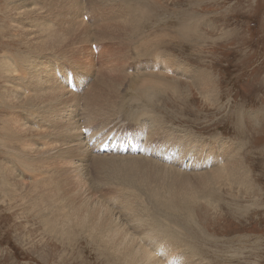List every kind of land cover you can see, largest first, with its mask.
Listing matches in <instances>:
<instances>
[{
  "label": "rangeland",
  "instance_id": "374dc122",
  "mask_svg": "<svg viewBox=\"0 0 264 264\" xmlns=\"http://www.w3.org/2000/svg\"><path fill=\"white\" fill-rule=\"evenodd\" d=\"M69 1L55 0V4L54 0H28V4H31L32 7L28 5L25 13L15 14L13 11L17 9L10 10V7H8L13 0H0V264H122L118 261L115 263L109 256H104L105 253L101 254L98 250L97 241H92L91 238L85 235L86 233L84 234L76 226L75 222H68L63 217L66 213L62 210V204H65L66 209L69 210L71 207V204H67L69 201L75 206H80L86 200L90 204H96L95 206L109 205L108 207L110 208L111 205V209L112 207L114 209H112L114 214H117L115 217L117 216L119 223L122 222L123 225L127 223L124 227L128 228L129 231H134L133 235L139 236V234L142 235L151 230V233H155L156 237L166 242V248L170 245L171 251L174 253L171 255L174 263L177 260L181 261L179 257L195 252L200 258L195 260V264L198 262H201V264H264V0H115L117 2L114 0H81V4L80 2L78 3L81 10V18L87 24L85 25L86 27L89 28L91 26V29L89 28L91 37L89 43H78L81 40L80 38L72 45L81 46L78 50H75V54H72L73 51H70V49H65L66 52L48 51L45 53L37 52V50H34L36 51L34 52L22 42L20 32L24 30H39L37 25L40 17L45 20L43 22L44 26L47 25L49 27L50 25V27L56 29V33L67 31L66 13L61 8H56V6L60 7V5ZM145 1L150 3H145ZM92 3L97 5V10L90 15L89 7L91 8ZM99 4L102 6H98ZM112 6L118 7L114 10L111 9ZM119 8L120 10L126 9V11L123 10V14H131L133 10L141 9L143 14L140 11L135 15L136 19L138 17L143 19L140 20L138 18L140 22L137 24L139 25H136L130 31L131 33L128 31L127 34H119L121 37L117 35L118 37L109 39L108 36L101 33L100 28L105 27L112 14L111 12L113 10L119 11ZM85 12L88 14H84ZM29 15H35L32 18V22L20 21L26 19ZM120 18L122 19V17L118 19ZM145 19H147V22H145ZM26 25L32 27L30 28ZM94 37H96L95 40ZM91 42L92 45H90ZM57 54L58 56H56ZM169 57H172V59ZM179 61L180 63H178ZM88 63L94 65L89 71L79 66ZM165 64L181 65L182 68L185 67L191 71H197L198 69L197 73H209V79L213 82V89L210 91L212 93L208 92L205 94L199 87H196L195 81L198 78L182 68L180 70L175 69L176 71L170 74L158 70L157 72L155 71L158 75H155L156 73L150 71L154 70L155 65ZM33 65H49L53 70L55 67L59 70L62 68L64 69L63 73H66V71L71 72L70 70L72 69L74 72L79 70L81 74L83 73L82 75H86V82L81 83L82 87L76 90L75 86V90H72L79 103L78 107H76L78 108L77 118L82 116L80 102H82L89 89L93 90L95 85L101 84L100 86H102L97 85V88L102 91H98L99 95H105L104 97H106V95L110 96L111 93L115 94L116 104L113 101L104 106H100L97 98H95L99 96L98 94L89 96L92 98L89 107L97 105L100 109V114L95 120L94 127H97L95 125H103L112 121L107 126L118 131L123 127L122 124L125 123L126 126L131 124L129 120L131 118L130 114L136 112L134 108L139 110L138 106L142 103L139 108L147 112L145 113L147 116L144 114L142 116H145L144 118L149 115L155 116L156 118L152 119L158 125L155 122L154 125H160L166 130L169 141H173L172 143L183 142L182 145L184 147H191L192 144V146L195 145L201 150V153L197 155V158H199L197 161H202V156L205 153H211L213 157L218 156V161H215L216 164H209L208 167H205L206 164L204 162L202 167L205 169L191 167L185 169L184 167L181 168L178 163L172 167L173 171L176 169V171L179 170L186 174H190L192 171L200 173L205 170L204 172H207L221 161L220 157L225 154L227 148H232L228 157L232 155L231 158L229 157L232 159L233 156L239 155V160L247 174V185L243 188L236 184L222 185L220 183L215 185L214 191L212 189L211 192H207L206 196H202L204 190L199 189L197 190L199 200L193 204L191 203L189 208L188 206H182V210L179 212V214L182 213V216L179 214L176 216L163 212L160 208L154 211V207L150 202V205L146 204V196H141L142 194L139 196V193L134 188L130 186L131 189L127 185L132 191L130 192L129 188L127 189L126 185L124 186L122 180L116 183L117 179V181H120L121 177L119 178L118 174L121 170L119 168L123 166L121 163L124 161V159L121 160L117 157L119 155H113L114 158H111L112 155L109 153H106V155L91 154L85 156L83 161H74L76 165L79 163L81 166L78 167L80 169H77V171L74 170L76 174L73 171L68 173L67 168L75 166V163L69 161L72 158L73 154L70 153H73V150L70 149V152L67 150L71 147L64 142L65 136L63 137L62 133L61 135L57 133L61 132L59 131L61 126L57 122H53L50 116L52 113L51 109L54 108L55 110L59 102L50 100L42 103V101L37 100L31 105H26V107H17L10 104L12 98L5 99V96L3 97V86L5 84L8 86L6 82L8 77L15 78L19 76L15 80L16 84L13 85L22 89L23 97L30 99L38 92L37 87L35 92V88L29 81V69L30 71L33 70ZM189 67L192 69H189ZM101 71L103 72L102 74ZM15 72L18 73L14 74ZM112 72L113 74H111ZM23 73H26V75H23ZM120 73L122 74L120 75ZM150 73H153L152 76H158L156 79L153 77L154 80L160 78L164 79L162 80L163 82L158 83L161 81L160 79L152 81ZM103 74H106L105 78ZM115 74L119 77L126 75V79L118 77L117 85L119 86L115 90L111 88L110 91L108 90L109 88L103 87L102 83L105 84L106 78H117ZM64 76L71 78V73L69 75L64 74ZM146 78H149L148 80L153 83L151 84V81L148 83ZM96 81L99 83H96ZM141 81H147L146 86H156L157 83L158 86L160 85L159 87L162 90L154 86L157 90L154 92L156 97L152 99L153 102L148 100L146 101L147 104H145L143 97H137L139 91L144 88L142 86L143 83L141 85L137 84ZM72 82L75 83L74 78ZM165 82L166 85H164ZM170 82L177 89L179 88L178 91L165 87ZM137 85L142 86V89ZM9 86L11 87L12 85L9 84ZM108 86L109 84L106 83V87ZM136 88H139V90L135 91ZM209 93L212 95L210 96ZM132 95H134V99H131ZM133 101H139V105ZM149 103L150 105H148ZM110 104L113 106H110ZM36 108L40 111L36 110ZM131 108H133V111H131ZM147 110H150V113ZM151 110L155 111L154 115ZM11 116H16L20 119L28 127L29 132L26 133L21 130L20 133L15 132L16 127L10 126L7 122ZM142 116L141 119H144ZM151 116L149 117L151 118ZM161 120H164V123ZM57 126H60L59 130ZM55 129L58 131L55 132ZM171 133L182 137V142L180 139L172 137ZM162 138L157 134L152 143L149 144L148 139L146 143L149 145L160 144L164 141H162ZM30 140V143H35L36 141L41 143L43 141L41 143L44 145L43 148L50 152L48 156H54L52 160L50 158L45 159L46 162L51 161L49 165L43 162L45 160L36 155V153L30 154L26 145ZM35 156L39 159L38 161L43 160L41 161L49 170L48 173H42V175L35 177L34 174L42 172L41 170L43 169L42 163L40 165V163L34 162ZM59 156L65 158L62 159ZM105 158H107L106 161ZM147 159L149 160L148 157ZM147 162L152 163L151 160ZM30 164L33 170H36L29 171L28 168H31ZM118 165H121V167L119 166L118 168ZM4 166L12 169L14 177L17 178L14 192L8 188L9 181L7 180ZM41 167L42 169L40 170ZM49 168H51V172ZM47 169L44 170L46 171ZM114 169H117V175L113 171ZM113 173L118 178L114 179L116 176ZM80 174H83V177ZM50 176L52 177L51 181L55 182L52 184L53 188H51L55 193L54 195L58 196V194L62 193L61 195L64 196L60 197V195L57 199L53 192H49L45 195L46 197L41 195L42 190L40 188H44V184L51 178ZM101 177L103 182H101ZM72 178L80 180L82 186L80 184L79 188L81 189L77 188L78 185L72 181ZM20 179L23 180V183ZM111 182L115 185H112ZM133 190L137 192L135 193L139 197ZM70 191L73 195L69 194ZM48 195L52 198H49ZM133 195L137 196L141 201L133 197ZM143 197H145V202H143ZM65 199L66 202L69 201L64 203ZM135 199L139 201V204L142 203L139 205L141 207L136 206L138 202L137 200L135 202ZM134 205L141 210L139 209V211ZM127 209L130 210L127 211ZM184 209L191 210L192 222L187 221L188 213ZM139 212H142L141 215ZM179 234L183 238L181 235L180 238ZM152 239H147L146 242H150L149 245H155L154 247H156L159 239H155L157 243H155L154 239L152 241ZM177 243L181 245L183 252L176 250L175 247L179 245ZM187 250L189 252H186Z\"/></svg>",
  "mask_w": 264,
  "mask_h": 264
},
{
  "label": "bare ground",
  "instance_id": "6f19581e",
  "mask_svg": "<svg viewBox=\"0 0 264 264\" xmlns=\"http://www.w3.org/2000/svg\"><path fill=\"white\" fill-rule=\"evenodd\" d=\"M12 1V0H10ZM31 1V0H30ZM60 1V0H59ZM81 0H70L68 3H63L62 5H60V7L56 6V8H61L62 11H64L66 14V18H67V31L64 32H60V33H56V29L47 26L43 24V22L45 21L44 19H42L40 16V18L38 19V29L39 30H29V31H21V39L22 42L26 45H28L30 47L31 50H37V52H48V51H65V49H70V51H73L72 54H75V50H78L81 46H78L77 44H75V46H72L76 41H78L80 38V42L78 43H89L90 42V37H91V33H90V29L91 26L88 28L85 25V22L82 20L81 18V10L80 7L78 5V3ZM91 1H98V0H91ZM105 1V0H102ZM115 1V0H114ZM118 1V0H117ZM115 1V2H117ZM121 1V0H120ZM125 1V0H124ZM139 1V0H138ZM144 1V0H143ZM6 2V1H5ZM58 2V1H56ZM100 2V1H99ZM98 2V3H99ZM108 2V1H107ZM110 2V1H109ZM149 1H145V3H147ZM153 2V1H151ZM157 2V1H156ZM27 3V4H26ZM40 3V2H39ZM55 3V0H54ZM119 3V2H118ZM128 3V2H127ZM126 3V4H127ZM150 3V2H149ZM56 4V3H55ZM58 4V3H57ZM81 4V2H80ZM111 4L113 5V3L111 2ZM138 4V3H137ZM140 4V3H139ZM28 0H13V2H10V10H14L13 12L15 14H20V13H25L28 7ZM34 5V4H33ZM148 5V4H147ZM31 6V4L29 5ZM98 6H102L101 4H99ZM128 6V5H127ZM144 6V5H143ZM146 6V5H145ZM32 7V6H31ZM109 7V6H107ZM106 7V8H107ZM111 7V6H110ZM118 7V6H112L111 9H114ZM139 7V6H138ZM51 8V7H50ZM34 9V8H33ZM36 9V8H35ZM89 14H93L94 12H96L97 10V5L95 3H92L91 8L89 7ZM117 9V8H116ZM149 9V8H148ZM7 10V9H6ZM30 10V9H29ZM37 10V9H36ZM39 10V9H38ZM42 10V9H41ZM50 10V9H49ZM52 10V8H51ZM108 10V9H107ZM112 11L111 16L109 17L105 27L100 28V31L103 35L108 36V38H115V37H121L119 34L126 33L129 31V33H131L130 31H132L135 26L139 25L137 24L139 21V17L137 15L136 19V13L140 12L142 13V10H133L132 13L128 14H123V10L119 11ZM8 11V10H7ZM32 11V10H31ZM59 11V10H58ZM111 11V10H110ZM126 11V9L124 10ZM145 11V10H144ZM147 11V10H146ZM42 12V11H41ZM52 12V11H51ZM60 12V11H59ZM114 12V13H113ZM131 12V11H130ZM149 12V11H148ZM8 14V12H6ZM9 13H11L9 11ZM55 13V12H54ZM146 13V12H145ZM84 14H88L87 12H85ZM106 14V12H105ZM143 14V13H142ZM150 14V13H148ZM135 15V16H134ZM141 15V14H140ZM146 15V14H145ZM9 16V15H8ZM14 16V15H13ZM16 16V15H15ZM35 15H29L26 19L20 20V21H28V22H32V18ZM84 16V15H83ZM148 16V15H147ZM119 17H122V19H118ZM124 17V18H123ZM13 18V17H12ZM147 18V17H145ZM11 19V18H10ZM14 19V18H13ZM118 19V20H117ZM143 19V18H141ZM140 19V20H141ZM15 21V20H13ZM144 22V20H143ZM145 22H147V19H145ZM22 24V23H21ZM27 26V25H26ZM104 26V25H101ZM146 26V25H145ZM13 27V26H12ZM18 27V26H17ZM30 27V26H27ZM32 27V26H31ZM30 27V28H31ZM48 27V28H47ZM25 28V27H24ZM95 28V27H94ZM12 29V28H11ZM27 29V28H25ZM96 29V28H95ZM99 29V27H98ZM97 29V30H98ZM13 30V29H12ZM11 30V32H12ZM21 30V29H20ZM191 30V29H190ZM63 31V30H62ZM139 31V30H138ZM15 32V30H14ZM18 32V31H17ZM145 32V30H144ZM190 32V31H189ZM140 33V32H139ZM97 34V33H96ZM124 34V35H126ZM93 35V34H92ZM118 35V36H117ZM96 37H94L95 40ZM123 38V37H122ZM137 39V38H136ZM104 40V38H103ZM142 40V38H141ZM107 41V40H106ZM122 41V40H121ZM143 41V40H142ZM105 42V41H104ZM123 42V41H122ZM147 42V41H146ZM94 43V42H93ZM135 44V43H134ZM25 45V47H26ZM90 45H92V42L90 43ZM97 45V44H96ZM32 52V51H29ZM36 52V51H34ZM88 53V52H87ZM51 54V52H50ZM40 55V54H39ZM61 55V54H60ZM65 55V54H64ZM92 55V54H91ZM160 55V54H159ZM58 56V54L56 55ZM68 56V55H67ZM71 56V55H70ZM161 56V55H160ZM168 56V55H167ZM37 57V56H36ZM48 57V56H47ZM50 57V56H49ZM69 57V56H68ZM79 57V56H78ZM54 58V57H53ZM57 58V57H56ZM70 58V57H69ZM157 58V57H156ZM155 58V59H156ZM167 58V57H166ZM172 59V57H169ZM15 59H21V58H15ZM49 59V58H48ZM51 59V58H50ZM77 59V58H76ZM82 59V58H81ZM158 59V58H157ZM156 59V60H157ZM53 60V59H52ZM84 60V59H83ZM29 62V61H28ZM39 62V61H38ZM42 62V61H41ZM81 62V61H80ZM158 62V61H157ZM36 63V62H35ZM34 63V64H35ZM180 63V61L178 62ZM6 64V63H5ZM31 64V63H30ZM29 64V65H30ZM85 64V63H84ZM89 64V63H88ZM86 64V65H79L81 67H84L85 69L91 70L94 65L91 64ZM172 64V63H170ZM13 65V64H12ZM32 65V64H31ZM114 65V64H113ZM116 65V64H115ZM112 66V65H110ZM109 66V67H110ZM118 66V65H117ZM28 67V66H27ZM25 67V68H27ZM72 67V66H71ZM154 70H150L151 72L156 73L158 70H161V72L163 73H171L176 71L175 69H179L182 68L181 65H155L154 66ZM33 70L30 71L29 68V81L32 83L33 87L35 88V92H36V87L38 89V92L35 93V95L28 100L27 98L23 97L22 94V89L19 87H15L14 85L16 84L15 80H17L19 78V76H16L15 78L13 77H8L7 78V84H5L4 87V94L3 97L5 96V99H11V103L17 107H22L26 105H31V103L36 102L37 100L42 101V103H46L50 100H54V101H58L59 104L57 105L56 109L54 110V108L51 109L52 113H51V118L53 120V122H57L58 125L61 126V130H59L60 126L58 127V130L61 132H57V133H62L63 137L65 136L64 142H66L71 148L67 149L70 152V149L73 150V154L71 160V163H75L74 161L76 160V162H80L83 161V159L85 158V156H89L91 154H97V155H106L104 153H100L99 152V148L101 146V143L105 142L106 139H108V137L112 134H114L115 136H117L118 139V145H117V149L115 151H110L113 152L111 153V158H114L113 155H119L117 157H119V159H124V161L121 163L123 164V166L121 167V165H118L121 168H119L121 170V172L118 174L117 169L113 170L115 171V174L119 175V180H116V183L121 182V180L123 181L122 183L124 184V186L127 185L132 188H134V190H136L139 194V196H146V204L151 205L154 207V211L158 210V208H160L163 212H167L170 215H178L180 210H182V206H188V208L190 207V204L194 203L195 201L199 200V195L197 196V190L202 189L204 190V193L202 196H206L207 192H211L212 189L215 187V185L218 184H226V185H237V186H242L243 188L247 185V174L245 172V169L243 168L241 161L239 160V155L237 156H233L232 159L231 156L228 157V154L230 153L232 148H227L226 149V157L225 154L222 155V157H220L221 161L217 163L216 166H213L210 170H208L207 172H194L192 171L190 174H186L184 172H180L179 170L173 171L172 167H174L176 164H180L179 166L184 167L185 169L187 167H191V168H195V169H200V168H204L202 167V164L205 162V167H208L209 164L212 165L215 163V161H218V156L217 157H213L211 153H205L202 156V161H197V155L201 153V150L197 148V146L191 144V147L187 146L184 147L182 145V137L175 135V133H171L172 137H175L176 139H180V142L178 143H172L171 141L168 140V133L166 132V130L159 126H155L151 115V118L148 116L146 118H144L142 115H146L145 113H147L144 109L139 108V106H142V103L139 105V101H136L139 110H136L134 108V110L136 112L133 113H129L130 114V123L128 124V126H126V124H122L123 127L120 128V130L116 131L114 129H111L110 127H108L107 125H109L112 121L106 122L103 125H95L97 127H94V123L95 120L99 117L100 114V109L97 107V105H94L92 107L90 106L91 100L92 98H90L89 96H94L96 94H98V91L100 89L97 88V85H95V87L93 88V90L89 89V91L85 94V96L83 97L82 102H80L81 104V109L82 110V116L80 118L76 117V113H77V109L76 107H78V98L76 97V95H74V92L72 91V87L76 86V90L77 88H81L82 84L84 81L86 82V75H82L81 72L79 70H77V72L70 70L66 71V73L64 72V69L61 70L57 69L55 67V74H54V70L49 66V65H33ZM112 68V67H111ZM118 68V67H117ZM191 67H189L190 69ZM7 69V68H6ZM10 69V66H9ZM12 69V68H11ZM78 69V68H77ZM102 69V68H100ZM105 69V68H103ZM184 71L187 70L189 72V74H191L192 76H196L198 79L195 81V85L196 87H199L200 90H202L205 94H207L208 92L211 91L213 82L209 79L208 74L205 72H201L202 73H197V71H191L188 70L187 68L183 67L182 68ZM192 69V68H191ZM106 70V69H105ZM194 70V69H193ZM10 71V70H9ZM24 71V70H23ZM63 71V72H62ZM111 71H114L111 69ZM141 71V70H140ZM156 71V72H155ZM27 72V70H26ZM86 72V70H85ZM100 72V71H99ZM124 72V71H123ZM132 72V71H131ZM136 72V70H135ZM18 72H15L14 74H16ZM71 73V78L75 79V83L72 82V79L70 77H66L65 75H69ZM90 73V72H89ZM103 72L101 71V74ZM106 73V72H104ZM115 73V71H114ZM117 73V72H116ZM159 73V72H158ZM177 73V72H176ZM99 74V73H98ZM113 74V72L111 73ZM122 73H120L121 75ZM141 74V73H140ZM139 74V75H140ZM153 74V73H152ZM152 74L150 73L151 79L152 81L154 80L153 77L156 79V77L158 76H152ZM5 75V73H4ZM8 75V74H7ZM10 75V74H9ZM23 75H26V73H23ZM106 75V74H105ZM103 74V77L105 76ZM117 75V74H115ZM119 75V73H118ZM115 76L117 78H106L105 80V84L102 83V85H104L103 87L105 88H109L108 90H110L111 88L113 90H115V88L119 85H117L118 80L120 77L122 76ZM128 75V72H127ZM136 75V73H135ZM142 75V74H141ZM155 75H158L157 73ZM162 75V74H161ZM3 76V75H2ZM14 76V75H11ZM99 76V75H98ZM109 76V75H107ZM106 76V77H107ZM126 76V75H125ZM122 77V78H125ZM133 76H134V72H133ZM146 76V75H145ZM178 76V75H177ZM97 77V76H96ZM102 77V76H100ZM102 77V78H103ZM119 77V78H118ZM131 77V75H130ZM144 77V76H143ZM162 77V76H160ZM2 78V77H1ZM5 78V77H4ZM105 78V77H104ZM128 78V77H127ZM150 78V77H149ZM149 78H146L147 80ZM165 78V77H164ZM126 79V78H125ZM143 79V78H142ZM160 78H157V80L154 81H158ZM144 80V79H143ZM161 81H159L158 83H162L164 79H160ZM77 81V82H76ZM99 81V80H98ZM103 81V80H101ZM151 80H148V83H150ZM151 81V84L153 83ZM166 81V80H165ZM15 82V83H14ZM18 82V81H17ZM92 82V81H91ZM147 82V81H146ZM146 82L141 81L140 83H137L139 85L144 86V88L142 89V86H138L140 87L142 90L139 91V95L137 96V94H135V96H137L138 98L141 96L144 98L145 104L146 101L150 100L152 101V99H154V92L157 90L155 87H159L156 83V86H146ZM94 83V82H93ZM92 83V84H93ZM96 83H99L96 81ZM106 83L109 84L108 87H106ZM123 83V82H122ZM121 83V84H122ZM172 82L167 83L168 85L165 86L167 87V89L170 90H174V91H178L177 87L174 84H171ZM12 85L11 87L9 86ZM14 84V85H13ZM101 84H99L98 86H100ZM162 85V84H161ZM166 85V82L165 84ZM121 86V85H120ZM135 86V85H134ZM136 86V87H137ZM152 86V87H151ZM163 86V85H162ZM102 87V86H100ZM151 87V89H150ZM163 87L165 90L166 88ZM160 88V87H159ZM158 88V89H159ZM139 90V88H136V90ZM161 89V88H160ZM159 89V90H160ZM25 90V88H24ZM27 90V89H26ZM162 90V89H161ZM160 90V91H161ZM101 91V90H100ZM111 91V90H110ZM102 92V91H101ZM104 92V90H103ZM109 92V91H108ZM114 92V91H113ZM165 92V91H164ZM44 93V94H43ZM200 93V92H199ZM212 93V92H210ZM209 93V95H210ZM108 94V93H107ZM134 94V93H133ZM161 94V93H160ZM83 95V94H82ZM99 95V94H98ZM163 95V94H162ZM161 95V96H162ZM208 95V96H209ZM212 95V94H211ZM210 95V96H211ZM27 96V95H26ZM32 96V95H31ZM81 96V95H80ZM105 95H99L95 98H97V101L99 102L100 106H104L105 104H109L111 102L114 101L115 103V94H112L110 96L104 97ZM134 95H132L130 98H133ZM203 96V95H202ZM207 96V97H208ZM89 97V98H88ZM103 99H102V98ZM135 97V98H137ZM140 97V98H141ZM158 97V96H157ZM82 98V97H81ZM88 98V99H87ZM129 98V99H130ZM124 99V98H123ZM156 99V98H155ZM138 100V99H136ZM96 101V100H95ZM127 101V100H125ZM155 101V100H154ZM135 102V101H133ZM135 102V103H136ZM153 102V101H152ZM96 103V102H95ZM130 103V102H129ZM132 103V101H131ZM134 103V104H135ZM151 103V102H150ZM150 103L148 105H150ZM93 104V103H92ZM113 104V103H112ZM110 104V106L112 105ZM113 104V105H114ZM118 104V103H117ZM120 104V102H119ZM125 104V103H124ZM133 104V103H132ZM131 104V105H132ZM152 104V103H151ZM112 105V106H113ZM123 105V104H122ZM127 105V104H126ZM12 106V105H11ZM36 106V105H35ZM109 106V105H108ZM107 106V107H108ZM116 106V105H115ZM125 106V105H124ZM135 106V105H134ZM132 106V107H134ZM154 106V105H152ZM34 107V106H33ZM106 107V106H105ZM136 107V106H135ZM150 107V106H149ZM32 108V107H30ZM29 108V109H30ZM75 108V109H74ZM104 108V107H103ZM115 108V107H112ZM124 108V107H123ZM143 108H145L143 106ZM154 108V107H153ZM34 109V108H33ZM108 109V108H105ZM117 109V108H115ZM114 109V111H115ZM122 109V107H121ZM133 111V108H131ZM36 110H39L38 108H36ZM40 111V110H39ZM107 111V110H105ZM109 111V110H108ZM113 111V110H112ZM113 111V112H114ZM123 111V110H122ZM130 111V110H129ZM128 111V112H129ZM130 111V112H131ZM150 113V110H147ZM16 112V111H15ZM111 112V111H110ZM109 112V113H110ZM153 112V115L155 113V111L151 110V113ZM158 112V110H157ZM103 113V112H102ZM101 113V114H102ZM33 114V113H32ZM116 114V113H115ZM118 114V113H117ZM84 115V116H83ZM158 115V114H157ZM106 116V115H105ZM113 116V115H112ZM111 116V117H112ZM141 116L144 119H141ZM147 116V115H146ZM160 116V115H159ZM158 116V117H159ZM127 117V116H126ZM113 118V117H112ZM116 118V117H115ZM114 118V119H115ZM128 118V117H127ZM156 118V117H155ZM111 119V118H110ZM126 120V119H125ZM157 120V119H156ZM127 121V120H126ZM162 122L164 120H161ZM10 126L13 125L14 127H16L15 132L20 133L21 131H25L26 133L29 132L28 127L26 125H24V123L18 119L16 116H11L10 119L7 121ZM125 122V121H124ZM129 122V121H128ZM159 122V123H162ZM51 123V122H50ZM164 123V122H163ZM49 124V123H48ZM56 124V123H55ZM54 124V125H55ZM156 125H158V123L155 122ZM53 125V126H54ZM170 125V124H169ZM34 126V125H33ZM32 126V127H33ZM52 126V125H51ZM56 128V126H55ZM175 128V127H173ZM146 129V130H145ZM176 129V128H175ZM55 129V132L58 131ZM149 130V131H148ZM45 131V130H44ZM33 132V131H32ZM183 132V131H182ZM14 133V132H13ZM54 133V132H53ZM46 134V133H45ZM159 135V137H163L162 138V143L157 144L156 145H149L150 143L153 142V139L156 135ZM186 134V132H185ZM58 135V134H57ZM7 137V136H6ZM20 137V136H19ZM188 137V136H187ZM10 138V137H9ZM15 138V137H14ZM21 138V137H20ZM37 138V137H36ZM12 139V137H11ZM17 139V138H15ZM28 139V138H27ZM46 139V138H43ZM52 139V138H51ZM56 139V138H55ZM68 141H67V140ZM147 139L149 140V144H147ZM199 139V138H198ZM18 140V139H17ZM41 140V139H40ZM115 139H112L110 141V143H112ZM175 140V139H174ZM196 140V139H195ZM218 140V139H217ZM221 140V139H220ZM14 141V140H13ZM52 141V140H51ZM62 141V142H63ZM222 141V140H221ZM10 142V141H9ZM15 142V141H14ZM31 140L29 142H27V146H28V151L30 152V154H35L42 157L44 160L47 158H50L51 160L54 158V156L49 157V151L44 147L43 144L41 143H37V141L35 143H30ZM45 142V141H44ZM55 142V141H54ZM202 142V141H201ZM216 142V141H215ZM218 142V141H217ZM226 142V141H225ZM61 143V142H59ZM223 143V142H222ZM64 144V143H62ZM201 144V143H200ZM210 144V143H209ZM32 145V146H31ZM66 145V144H65ZM185 145V144H184ZM206 145V144H205ZM204 145V146H205ZM216 145V144H215ZM227 145V144H226ZM47 146V145H46ZM61 146V145H60ZM214 146V145H213ZM239 146V145H238ZM203 147V145H202ZM233 147V145H232ZM215 148V147H213ZM55 149V148H54ZM63 149V148H62ZM61 149V150H62ZM204 150V149H203ZM17 151V150H16ZM66 151V150H64ZM235 151V150H234ZM233 151V152H234ZM57 152V151H56ZM210 152V151H209ZM20 153V152H19ZM67 153V152H66ZM183 153V154H181ZM232 153V152H231ZM236 153V152H235ZM234 153V154H235ZM29 154V153H28ZM23 155V154H22ZM31 156V155H30ZM70 156V155H69ZM60 157V156H59ZM66 157V155H65ZM64 157V158H65ZM84 157V158H83ZM104 157V156H103ZM147 157L149 158V160L147 159ZM62 159H64L63 157H60ZM91 158V157H90ZM99 158V157H97ZM227 158V160H226ZM69 159V158H68ZM89 159V158H88ZM87 159V161H88ZM104 159V158H103ZM107 158H105L106 161ZM127 159V160H126ZM187 159V160H186ZM35 156L34 158V162L35 163H41L43 164L42 167L40 168V170L42 172L39 173H35V177H38L40 175H42V173H48V169L45 167L44 163L45 162L47 165H49V163L51 162H46L40 160ZM67 160V159H66ZM152 163H148L147 161H150ZM231 160V161H230ZM99 161V160H98ZM104 161V162H105ZM7 162V161H6ZM25 162V161H24ZM118 162V161H117ZM154 162V163H153ZM63 163V162H62ZM99 163V162H98ZM107 163V162H106ZM119 163V162H118ZM117 163V164H118ZM66 164V163H65ZM65 164H63L65 166ZM100 164V163H99ZM98 164V165H99ZM112 164V163H111ZM216 164V163H215ZM36 165V164H35ZM38 164V166H40ZM72 165V164H71ZM31 167V164L29 165ZM80 165L79 163L75 166H70L67 168L68 173H70L71 171H73L75 173L74 170L77 171V169ZM105 166V165H104ZM28 167V165H27ZM37 167V166H36ZM81 167V166H80ZM5 173L7 176V180L9 181V186L8 188L14 192L16 189L15 188V181L17 178L14 177L13 175V170L9 169V167H5ZM64 168V167H63ZM85 168V167H84ZM101 168V167H100ZM99 168V169H100ZM19 169V168H18ZM39 169V167H38ZM44 169H47L46 171ZM50 172H51V168ZM98 169V170H99ZM205 169V168H204ZM29 171H32L33 168H28ZM36 170V169H34ZM33 170V171H34ZM66 170V168H65ZM83 170V169H82ZM103 170V169H102ZM119 170V171H120ZM203 170V169H202ZM201 170V171H202ZM56 171V170H55ZM54 171V172H55ZM63 171V170H62ZM79 171V170H78ZM25 172V171H24ZM37 172V171H36ZM53 172V173H54ZM57 172V171H56ZM188 172V171H187ZM190 172V171H189ZM19 173V171H18ZM67 173V172H66ZM82 173V171H81ZM84 173V172H83ZM86 173V172H85ZM100 173H102L100 171ZM24 174V173H23ZM32 174V173H31ZM76 174V173H75ZM103 174V173H102ZM112 174V173H111ZM113 173V175H115ZM16 175V174H15ZM50 175V174H49ZM52 175V174H51ZM54 175V174H53ZM57 175V174H56ZM81 177H83V174ZM87 175V173H86ZM105 175V174H104ZM115 175V176H116ZM17 176V175H16ZM30 176V175H29ZM44 176V174H43ZM42 176V177H43ZM46 176V175H45ZM73 176V175H72ZM78 176V175H77ZM90 176V175H89ZM88 176V177H89ZM99 176V175H98ZM49 177V176H47ZM51 177V176H50ZM103 177V176H102ZM101 177V180H102ZM28 178V177H27ZM44 178V177H43ZM118 178L117 176L114 177V179ZM19 179V178H18ZM52 177L48 179V181L44 184V188H40V190H42V194L43 196L47 195L49 192H53V195L55 194L52 187V184L55 183L53 181H51ZM73 179V178H72ZM83 183L84 180L82 178H80ZM84 179H86V177H84ZM106 179V178H105ZM34 181V179H32ZM46 180V177H45ZM71 180V179H70ZM90 180V179H89ZM112 180V179H110ZM20 181L22 182L23 180L20 179ZM72 181H74L79 188L80 187V180L79 179H73ZM41 182V181H40ZM64 182V181H63ZM70 182V181H69ZM103 182V180L101 181ZM114 183V181H112ZM111 182V183H112ZM23 183V182H22ZM34 183V182H33ZM73 183V182H72ZM74 183V184H75ZM105 183V182H104ZM110 183V181H109ZM112 185H115L113 184ZM21 184V183H20ZM31 184V183H29ZM42 184V183H41ZM90 184V183H89ZM15 185V186H14ZM23 185V184H21ZM91 185V184H90ZM110 185V184H109ZM120 185V184H119ZM122 185V184H121ZM37 186V185H35ZM56 186V184H55ZM58 186V185H57ZM82 186V184H81ZM84 186V185H83ZM86 186V185H85ZM88 186V185H87ZM92 186V185H91ZM6 187V186H5ZM116 187V186H115ZM119 187V186H118ZM125 187V188H126ZM127 187V189L129 188ZM130 187V188H131ZM232 187V186H231ZM7 188V187H6ZM18 188V187H17ZM32 188V187H31ZM34 188V187H33ZM56 188V187H54ZM59 188V187H58ZM93 188V187H92ZM121 188V186H120ZM119 188V189H120ZM122 188H124L122 186ZM129 188V190H130ZM131 188V189H132ZM81 189V188H79ZM116 189V188H115ZM216 189V188H215ZM247 189V188H246ZM22 190V189H21ZM39 190V192H40ZM52 190V191H51ZM56 190V189H55ZM62 190V189H61ZM74 190V189H73ZM85 190V189H84ZM128 190V192H129ZM133 190V191H134ZM10 191V192H11ZM69 191V190H67ZM119 191V190H118ZM134 191V193L136 192ZM214 191V189H213ZM38 192V191H37ZM56 192V191H55ZM58 192V191H57ZM61 192V191H60ZM86 192V191H85ZM130 192H132L130 190ZM129 192V193H130ZM136 192V193H137ZM201 192V191H200ZM66 193V192H65ZM64 193V194H65ZM135 193V194H136ZM38 194V193H37ZM57 194V193H56ZM62 194V193H61ZM60 194V195H61ZM70 195H73L72 192H69ZM131 194V193H130ZM23 195V194H22ZM50 195V194H49ZM48 195L49 198H52ZM52 195V194H51ZM58 194V196L54 195L57 197L60 196ZM122 195V194H121ZM124 195V194H123ZM132 195V194H131ZM130 195V196H131ZM137 195V194H136ZM137 195V196H138ZM35 196V195H34ZM33 196V197H34ZM64 195H61L60 197H62ZM77 196V195H76ZM84 196V195H83ZM137 196L133 195V197H136L137 199H139ZM201 196V197H202ZM46 197V196H45ZM72 197V196H71ZM124 197V196H123ZM127 198V196H125ZM23 198V197H22ZM43 198V197H42ZM68 198V197H67ZM66 198V199H67ZM78 198V197H77ZM85 198V197H84ZM131 198V197H130ZM65 199L64 203H67ZM110 199V198H109ZM125 199V198H124ZM132 199V198H131ZM135 199V202L136 200ZM145 197H143V202ZM41 200V199H39ZM51 200V199H50ZM76 200V199H75ZM74 200V201H75ZM91 200V199H90ZM140 200V199H139ZM150 200V201H149ZM64 201V200H63ZM62 201V202H63ZM141 201V200H140ZM109 202V201H108ZM131 202V201H130ZM133 202H134V198H133ZM138 203H136V206L138 205V207H141L139 205V201L137 200ZM150 202V203H149ZM52 203V202H51ZM61 203V202H60ZM94 203V202H93ZM132 203V202H131ZM130 203V204H131ZM197 203V202H196ZM67 204H71V207L69 210L66 209V205L62 204L63 206V211L66 213L65 215H63V217L68 220V222H75L76 226L82 230V232L87 235L88 238H91L92 241L95 240L98 242L97 246H98V250L100 251V253H105L104 256H109L110 258H112L114 260V262L116 263V261L122 263V264H195V260L197 258H199L198 254H196L195 252L190 253L188 255H183L182 257H179V260H177L175 263L172 260V251H171V247L170 245H168V248H166V242L163 239H160L158 237H156L155 233H151L150 232H146V233H141L142 235L139 234V236L137 235H133L134 231L132 232L129 231V229L127 230L124 225L127 224L125 223L124 225L122 224V222L119 223L118 218L115 217L114 214V209L112 207L111 209V205L110 208L108 206H95L93 204H90L89 201H84L83 204H81L80 206H75L72 204V202L69 201V203ZM106 204V203H105ZM44 205V204H43ZM67 205V206H69ZM144 205V204H143ZM51 206V204H50ZM61 206V205H59ZM61 206V207H62ZM135 206V205H134ZM135 206V208H137ZM46 207V206H45ZM52 207V206H51ZM57 207V206H56ZM130 207V206H129ZM115 208V207H114ZM128 208V207H126ZM134 208V210H136ZM48 209V208H47ZM51 209V208H50ZM138 210L140 208H137ZM46 210V209H45ZM125 210V209H124ZM130 209H127V211ZM141 210V209H140ZM139 210V211H140ZM33 211V210H32ZM185 212L188 213L187 217V221L190 222L191 221V215L190 212L191 210H185ZM52 212V211H50ZM49 212V213H50ZM147 212V211H146ZM46 213V212H45ZM53 213V212H52ZM133 213V212H132ZM136 213V211H135ZM142 213V212H141ZM141 213L139 212V214L141 215ZM145 213V211H144ZM121 214V213H120ZM138 214V215H139ZM182 213H180L179 215H181ZM130 215V214H129ZM139 215V217H140ZM194 215V214H193ZM45 216V215H44ZM54 216V215H53ZM52 216V217H53ZM120 216V215H118ZM182 216V215H181ZM121 217V216H120ZM119 217V218H120ZM134 217V216H133ZM136 217H137V213H136ZM142 217V216H141ZM179 218V217H178ZM53 219V218H52ZM56 219V217H55ZM135 219V218H134ZM64 220V219H63ZM128 220V219H127ZM136 220V219H135ZM139 222L140 220L137 219ZM134 221V220H133ZM153 221V220H152ZM63 222V221H62ZM131 222V221H129ZM135 222V221H134ZM137 222V221H136ZM192 222V221H191ZM56 223V222H55ZM53 224V223H52ZM67 224V223H66ZM65 224V226H67ZM71 224V223H70ZM137 224V223H136ZM144 224V222H143ZM191 224V223H190ZM131 225V224H130ZM162 225H164L162 223ZM56 226V225H55ZM64 226V225H63ZM64 226V227H65ZM136 226V225H135ZM180 226V225H179ZM130 227V226H129ZM134 227V226H133ZM132 227V228H133ZM144 227V226H143ZM157 227V225H156ZM167 227V226H166ZM197 227V226H196ZM61 228L63 230V227L61 225ZM66 228V227H65ZM131 228V227H130ZM147 228V227H146ZM145 228V229H146ZM162 228V227H161ZM181 228V227H180ZM60 229V228H59ZM144 229V228H143ZM151 229V228H150ZM171 229V228H170ZM136 230V228H135ZM149 230V229H148ZM172 230V229H171ZM54 231V230H53ZM180 233V229L178 230ZM132 232V233H131ZM142 232V231H141ZM144 232V231H143ZM137 233V232H136ZM135 233V234H136ZM175 233V232H174ZM57 234V233H56ZM161 234V233H160ZM167 234V233H166ZM178 234V233H177ZM150 235V236H148ZM170 235V233H169ZM168 235V236H169ZM181 234H179L180 236ZM185 235V234H183ZM158 236V234H157ZM174 236V235H173ZM182 236V235H181ZM180 236V238H181ZM58 237V236H57ZM161 237V236H160ZM170 237V236H169ZM168 237V238H169ZM175 237V236H174ZM185 237V236H184ZM159 239L158 240V244L156 247H154L153 245H149L150 242H146V240H151V239ZM179 238V237H178ZM183 238V236H182ZM152 239V241H153ZM170 240V239H169ZM168 240V241H169ZM94 241V242H95ZM167 241V242H168ZM172 241V240H171ZM170 241V242H171ZM174 241V240H173ZM155 243H157L155 241ZM96 244V243H95ZM171 245H174L172 243H170ZM179 244V243H177ZM180 246V247H179ZM176 250L183 252L181 245H177V247H175ZM179 248V249H177ZM189 250V248H188ZM186 252H189V251ZM174 254V253H173ZM174 257V256H173ZM193 259V260H192ZM200 259V258H199ZM197 264H201V262H198Z\"/></svg>",
  "mask_w": 264,
  "mask_h": 264
}]
</instances>
